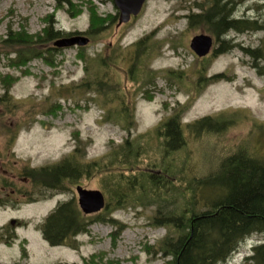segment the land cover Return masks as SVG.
I'll list each match as a JSON object with an SVG mask.
<instances>
[{"label":"rangeland","instance_id":"374dc122","mask_svg":"<svg viewBox=\"0 0 264 264\" xmlns=\"http://www.w3.org/2000/svg\"><path fill=\"white\" fill-rule=\"evenodd\" d=\"M206 1L147 0L134 22L92 35L89 29H98V22L92 23L90 9L94 8L101 18L103 10L110 7L102 0H72L73 6L61 8L56 6V0H0V74L17 78L11 89L16 100L13 111L7 112L0 101V112L5 109L0 118V264H165V258L161 253L155 254L151 246H157L167 232L165 227L153 225L159 202L168 200L166 189L160 197H153L157 203L138 199L140 194L136 191L124 193L127 204L111 207L106 214L121 226L95 221L89 232L75 238L78 247L51 246L43 238L41 224L61 202L78 200L77 185L101 190L107 201L102 182H117L119 173L157 174L159 166L165 165L177 173L187 171L203 178L214 172L223 158L239 150L264 157V75L254 66V57L245 51L261 48L263 58L258 61L264 66V0H232L236 17L257 20L260 27L244 32L230 30L222 37L204 25L190 23L188 16L199 12L195 6ZM49 14L54 15L56 29L85 33L90 43L82 52L91 56L117 49L119 53L125 51V57L129 54L126 50L150 36L148 44L153 46L155 56L148 61L146 70L154 71L153 84L145 72L131 75L128 64L121 62L119 66L121 88L136 106L137 126L131 133L118 124L104 122L100 104L90 100L88 93H71L64 88L79 83L85 76L86 63L78 55L79 47L48 53L49 61L35 57L18 67L11 64L14 55H8L11 49L1 42L7 38L9 26L13 30L24 26L28 34H38L48 25ZM202 33L213 38V46L207 56L199 57L190 43ZM223 40H230L236 47L220 53L228 48ZM219 74L222 79H213ZM132 93L136 94L131 96ZM56 102L59 105L55 107ZM174 115L179 116L184 127L208 116L227 123L211 133L206 129L197 133L185 129L188 143L164 156L158 135L149 141L140 136ZM18 129L15 141L8 143L10 138L5 132ZM126 139L130 147L140 144L143 154L136 162L116 165ZM76 146L80 147L83 161L102 160L106 167L72 185L67 192L47 189L38 180L34 186L27 185L19 178L28 168L55 164ZM170 188V197H177L174 187ZM13 189L17 193L9 194ZM26 190L32 191L33 198H21L20 193ZM14 219L17 222L13 225ZM263 240V234H253L219 264H242L249 249Z\"/></svg>","mask_w":264,"mask_h":264},{"label":"trees","instance_id":"16d2710c","mask_svg":"<svg viewBox=\"0 0 264 264\" xmlns=\"http://www.w3.org/2000/svg\"><path fill=\"white\" fill-rule=\"evenodd\" d=\"M56 2L58 8L73 6L72 0H56ZM233 2L232 0H207L205 4H197L195 7L199 12L188 16L191 25H204L209 32L219 37L226 35L230 30L244 32L258 29L260 25L257 20L234 15ZM90 10L91 21L95 24L100 17L94 8ZM69 12L75 15L71 9ZM46 20L48 25L38 34H28L24 26L20 30H13L12 26H9L7 38L2 39L1 42L11 49L8 55H14L10 58L13 66L26 64L35 57L49 61L51 57L48 53L52 54L60 49L53 47L52 44L47 46L48 43L60 37L85 34L83 32L66 33L56 29L53 14H49ZM89 30L88 33L92 35L103 31L93 26ZM150 40V36L147 35L137 41L133 49L126 50L129 54L125 57L122 55L125 51L119 53L117 49H112L105 55L99 53L91 56L82 52L84 47H79L78 55L86 63L85 76L79 83L64 88L71 93H88L90 100L100 104L104 122L118 124L131 133L137 126L136 106L134 101L128 100V94L121 88L118 76L121 68L119 66L121 62L128 64L131 75L145 72L153 84L155 73L153 70H146L148 61L151 62L155 56L153 46L148 44ZM223 43L227 44L228 48H223L220 53L236 47L230 40H223ZM245 51L254 57V66L259 69L260 74L264 75V66H261L258 61L263 58L262 49H245ZM222 78L220 74L213 76L216 81ZM132 79L137 81L135 76ZM16 80L17 78L11 75L0 74V85L3 89L0 101L9 113L13 111L16 103L11 95V89ZM135 94L132 93L131 96ZM57 105H59L58 102L54 106ZM54 106L51 108L54 109ZM4 112L5 109L0 112V118L4 117ZM226 123L225 119H214L208 116L184 127L179 116L174 115L140 138H146L149 141L158 135L160 148L162 145L163 155L167 156L188 143L185 129L196 133L206 129L205 132L211 133V131H220ZM262 129L264 132V126ZM18 133L19 129L15 132L11 130L5 132L10 138L8 143L14 142ZM122 148L120 154H117L119 157L116 165L133 160L136 162L143 154L140 144L137 147L134 145L130 147L127 139ZM80 156V147L76 146L60 161L50 166L34 168L28 175L33 179L34 184L38 180L48 189L67 192L71 190L72 185L79 184L80 180L91 177L95 171H102L106 167L102 160L87 162ZM159 168L160 172L157 174L143 172L140 175L124 176L119 173L117 182H102L104 192L107 194L106 211L98 214H83L75 198L61 202L42 222L43 238L51 246L69 244L78 247L74 242L75 238L79 234L89 232V227L95 221L119 224L106 214L110 212L111 207L117 208L127 204L129 200L124 193L136 191L140 194L138 199L156 201L153 197L155 194L160 197V192L162 190L164 192V189L167 190L168 200L159 202L153 225L165 227L167 232L157 246H151V248L155 254L161 253V256L165 258V264H219L232 256L239 244L247 237L255 233L264 234L263 156H255L251 152L242 153L239 150L223 158L218 168L203 178L187 171L177 173L165 165H160ZM170 187H174L177 197H170L172 196ZM161 204H172V207L165 208ZM116 233L113 234L114 240H116ZM84 264L89 262L86 261ZM242 264H264V241L253 247L252 254L246 256Z\"/></svg>","mask_w":264,"mask_h":264},{"label":"water","instance_id":"95a60500","mask_svg":"<svg viewBox=\"0 0 264 264\" xmlns=\"http://www.w3.org/2000/svg\"><path fill=\"white\" fill-rule=\"evenodd\" d=\"M120 9L118 27L128 23L132 16H138L143 9L146 0H114ZM90 43V38L83 34L60 37L53 41L55 48H69L73 46L84 47ZM191 48L199 57L207 56L213 46V38L207 34H199L192 38ZM78 204L85 215H93L101 212L106 207V197L101 190L87 189L82 185L76 186Z\"/></svg>","mask_w":264,"mask_h":264},{"label":"flooded vegetation","instance_id":"af4514ba","mask_svg":"<svg viewBox=\"0 0 264 264\" xmlns=\"http://www.w3.org/2000/svg\"><path fill=\"white\" fill-rule=\"evenodd\" d=\"M102 2L104 4H109L110 7H106L103 12L100 14L101 18L99 19L97 25L98 29H102V30H111V29H119L122 26L128 25L131 22H134L137 17H133L131 18L130 22L122 24L121 26L118 27L119 24V20H120V9L117 7V5L115 4L114 0H102ZM147 2V1H146ZM146 4V3H145ZM144 4V7H145ZM143 7V9H144ZM143 11V10H142ZM1 167L3 162L0 161ZM15 165H17V162H15ZM34 168H28L27 170H23L22 173H20L21 177H19L21 179V181L27 185H31L34 186L35 184L33 183L32 179L30 178V176L28 174H30V171H33ZM14 176V175H13ZM16 177V176H15ZM47 189L48 187L45 186ZM17 193L15 189H13L11 191V193L9 194H15ZM32 191L31 190H26V192H21L20 196L22 199L27 200L30 198H33V196L31 195ZM17 220L14 219L12 220V224H16ZM2 229V228H1Z\"/></svg>","mask_w":264,"mask_h":264},{"label":"bare ground","instance_id":"6f19581e","mask_svg":"<svg viewBox=\"0 0 264 264\" xmlns=\"http://www.w3.org/2000/svg\"><path fill=\"white\" fill-rule=\"evenodd\" d=\"M47 206H48V205H47ZM47 206H45V207H47ZM45 207H44V208H45ZM44 208H43V209H44ZM43 209H42V210H43ZM252 235H253V234H252ZM252 235H250V236H252ZM263 235H264V234H263ZM250 236H249V237H250ZM249 237H247V238H249ZM263 241H264V240H263ZM263 241H260L259 243H261V242H263ZM242 242H243V241H242ZM242 242H241V243H242ZM241 243H240V244H241ZM259 243H257V244H259ZM240 244H239V246H240ZM255 245H256V244H255ZM255 245H253V246H252V247L249 249V251H250V252H249V253H247V255H246V256H249V255H251V254H252L253 247H254ZM238 248H239V247H238ZM238 248H237V250H238ZM237 250H236V251H237ZM236 251H235V252H236ZM235 252H234V253H235ZM234 253H233V254H234ZM233 254H232V255H233Z\"/></svg>","mask_w":264,"mask_h":264}]
</instances>
